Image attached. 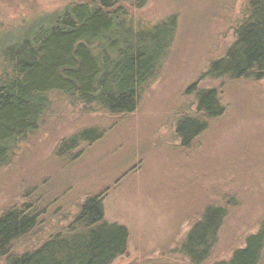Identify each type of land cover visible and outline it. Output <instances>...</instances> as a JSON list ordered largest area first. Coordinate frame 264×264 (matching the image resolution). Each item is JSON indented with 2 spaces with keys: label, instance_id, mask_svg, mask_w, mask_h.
I'll list each match as a JSON object with an SVG mask.
<instances>
[{
  "label": "rangeland",
  "instance_id": "rangeland-1",
  "mask_svg": "<svg viewBox=\"0 0 264 264\" xmlns=\"http://www.w3.org/2000/svg\"><path fill=\"white\" fill-rule=\"evenodd\" d=\"M73 1L0 0V33L32 34L49 22H42L43 17L51 19ZM245 1L147 0L140 9L125 5L135 23L148 27L175 17L166 58L128 115L85 111L65 96H51L37 131L21 144L13 163L0 169V215L28 198L45 201V213L20 249L66 228L78 204L98 194L105 220L129 234L126 256L113 264H191L180 253L190 225L225 195H232L235 205L204 264L227 260L243 247L264 215V78L228 81L202 75L233 42ZM197 81L200 88L220 90L225 112L186 152L180 149L175 124L194 112L193 96L185 91ZM84 130L103 136L63 154L62 143Z\"/></svg>",
  "mask_w": 264,
  "mask_h": 264
},
{
  "label": "trees",
  "instance_id": "trees-1",
  "mask_svg": "<svg viewBox=\"0 0 264 264\" xmlns=\"http://www.w3.org/2000/svg\"><path fill=\"white\" fill-rule=\"evenodd\" d=\"M147 0H77L43 17L49 21L32 34L0 33V169L10 166L27 138L37 131L51 96H65L85 111L120 116L133 113L166 58L176 31L175 17L152 25L135 23L125 5L140 9ZM210 80L259 82L264 78V0H246L234 40L202 75ZM203 79V78H202ZM190 85L192 114L175 124L180 149L189 151L209 124L224 115L220 90ZM103 133L84 130L62 143L63 154ZM208 205L190 225L180 253L191 264H204L219 242L235 205L225 195ZM42 199L28 198L0 215V264H113L126 256L129 234L105 220L102 195L86 197L66 228L22 249L43 210ZM264 215L256 232L245 237L229 259L212 264H261Z\"/></svg>",
  "mask_w": 264,
  "mask_h": 264
}]
</instances>
